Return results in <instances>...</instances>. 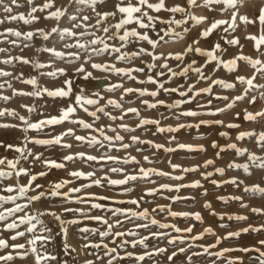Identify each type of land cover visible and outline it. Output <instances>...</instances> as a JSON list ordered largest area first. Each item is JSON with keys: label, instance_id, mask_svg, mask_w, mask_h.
Instances as JSON below:
<instances>
[{"label": "rangeland", "instance_id": "rangeland-1", "mask_svg": "<svg viewBox=\"0 0 264 264\" xmlns=\"http://www.w3.org/2000/svg\"><path fill=\"white\" fill-rule=\"evenodd\" d=\"M47 0H33L29 4L28 0H17L14 6L11 0H3V5H0V72L8 73V75H0V97H9L5 101L0 98V112H4L0 116V158L7 157L15 159L18 153L9 149L8 145L22 146L24 137H33L39 139H51L59 136L62 133L71 129L75 135L90 138L96 136L102 139L99 132L91 129H84L79 124L64 121L63 123L46 127L43 131L37 132L29 130L23 131L20 116L25 117L30 122L35 123L51 117H58L61 109L67 108L69 105H74L75 97L82 94L89 99L97 100L95 105H86L87 111L77 107V111L70 118L71 120H83L86 123L92 124L94 128H103L108 136L114 137L120 135L123 137L122 142H116L111 148L108 147V142H104L105 147L89 146L87 142L76 141L74 136H64L63 143L71 145L70 148H64L60 145H36L28 143L27 148L31 154L26 159H21L18 167H23L30 170L31 175H36L45 172L46 175L38 176L33 181V188L36 185H41L39 189L30 191L28 196L36 195L37 192L48 191L54 183L68 181L65 187L60 191L68 193L72 188H81L84 185L91 187H83L79 193H73L71 201H63L60 198H42L35 201L26 211L44 212L54 211L61 216L64 221L73 219L81 220L82 223L64 224L67 229L66 235L63 233L60 223L51 215H43L40 219L50 229H52V242L47 245L46 249H38L43 252L55 255L57 260L47 262V264H108L109 260L113 264H260V252H264V246L260 245V241L264 240V230L242 232V229L254 227L261 228L264 226V215H258L252 211L253 208L264 209V195L253 192H245V187L259 185L264 187V169H260L251 165L248 161V153H254L257 157H264V149H261L256 143V137L237 140V136L241 132H264V117H260L255 121H246L244 119L246 112L257 113L264 111V75L256 73L255 69L251 68L244 61L238 60L237 67L234 71L228 72L222 65H218L216 61L208 62L205 55H200L195 51L186 52L189 45L193 49L199 48L204 52L212 51L215 44L221 45V50L215 51V55L223 60L229 61L238 55H244L252 59H260L264 61V45H261L260 51L254 47V41L248 39L250 36L261 35V25L258 17L261 8H264V0H243L242 6L227 11L221 14L215 10L201 8H193L191 11L197 16H206L202 24L196 25L189 21L187 24L180 27L173 26L177 33L183 34V39H169L168 43L163 41L158 44L155 50L147 41H136L134 38L126 45H121L118 39L112 38L116 34L114 25L121 19V14L118 8L123 3L132 2L135 0H99L96 4V10L84 4L76 3L75 0H53L55 7L40 11L39 9ZM149 3H157L158 0H148ZM166 6L182 5L187 7L186 0H165ZM200 2V0H198ZM4 6L12 7L11 13L4 11ZM217 6H214V8ZM37 10L32 13V9ZM57 8L65 10L66 15L60 21L46 18L50 12ZM238 13L236 18V29L231 34L225 33L223 29L228 25H222L214 30L207 37H201V32L209 27V24L214 20L225 19L231 22L232 12ZM96 12L109 14L107 20H102L97 26ZM115 13V15H111ZM35 17L31 23L25 24L20 20H9L8 17L16 15H24L29 18V15ZM149 15L153 17H162L167 20L172 17V13L161 11L159 13L149 10ZM71 16H76V20H71ZM247 17L255 23L245 24L240 20V17ZM83 17H90L85 21ZM176 19H180L179 14L175 15ZM75 25H80L76 27ZM108 27L109 32L104 33L102 28ZM168 25L155 21V29H140L135 24L126 26V29H134L142 34H147L150 39H157V32L162 28H167ZM53 28L69 29L74 36H64L59 33H52L48 40H44L39 30L46 33H51ZM187 29V31H185ZM11 30V31H10ZM20 31L21 33H34L31 40H24L23 36L16 37L11 32ZM123 30H121L122 34ZM83 33V34H82ZM160 35H163L161 32ZM222 36H227L228 40L234 37L238 38L239 43L236 46H230L225 43ZM93 39H103L109 46L115 45L121 47V53H131L139 51L140 48H145L156 53L164 55L172 54L165 61L163 58L153 60L150 56L141 55L131 61H120L116 57L121 53L109 51L96 55L92 54L93 48H101L103 44L91 45ZM199 41L198 43H193ZM83 44L86 48H79L76 45ZM27 45V47L25 46ZM66 45H72L66 47ZM242 45V48H241ZM55 49L64 53V58L55 57L52 53L42 51V49ZM185 53L183 60L174 59L175 54ZM69 54H78L79 59ZM18 58H24L30 63H23ZM11 63H6V61ZM44 64V67L36 68V63ZM167 62L169 68L176 72L177 75L172 77L169 74V69L162 68L160 65ZM194 62V63H193ZM109 64L115 68L133 70L144 69L143 72L132 71L131 79L123 74L114 72L100 71L92 68V64ZM154 63L156 66L151 70L147 65ZM83 66L84 72L78 73L76 69ZM184 67H190L187 75L179 74ZM203 74L209 79H200V76L192 68H201ZM63 69L64 74H60L58 70ZM57 71L56 77L47 75L49 72ZM163 72L160 76L158 73ZM86 73H91V77L84 79ZM255 74L253 83L257 87L252 88L244 99L234 101L238 95H244L246 85H242L236 81L237 76L251 78ZM151 76L159 83H163L164 88H158L157 84L148 82V77ZM35 78L38 88H47L49 90L65 87L64 81H72V92L66 98L51 97L47 94H41L38 97L25 95H14L16 92H32L34 89L31 85L23 83L22 80ZM223 80L227 83H234L233 89H225L220 85H213V81ZM195 85L192 92L188 93V97H181L176 92H166L165 89H179L187 91L189 86ZM212 85V95L201 93L196 96L195 92ZM146 89L148 92L156 91L158 95L152 97L150 95L139 96L138 92L125 94V89ZM111 89V90H109ZM216 96L227 97V99H216ZM123 97V98H121ZM191 97V102L188 103V98ZM255 97V103L249 101ZM109 100L116 101L121 105V108H115L108 104ZM181 101L179 108H172L158 104L155 108H148L147 104L163 101L165 105H172L175 101ZM209 101L211 103L209 104ZM233 103V107L225 111L219 112L216 115H208L205 113L216 112L217 109H224L226 105ZM24 105L31 106L35 110L31 113L26 111ZM98 108H103L104 112L97 111ZM136 108L139 111V117L133 113H128L121 120L119 117L124 110ZM185 111H196L200 113L195 117L179 115ZM14 112L16 115H10ZM90 112H96V118L89 115ZM109 115H105L104 113ZM239 114V116H237ZM111 117H117L113 120ZM142 119H150L159 121V126L167 129L172 127L178 129L173 132L157 131L156 124L145 125L138 127ZM204 121L206 123L201 124ZM222 121L223 123H217ZM121 124L128 125L133 131H124L119 126ZM229 124H236L239 127L229 128ZM180 125H185L180 127ZM193 125V127H188ZM199 125V127H195ZM109 128H115L116 132H112ZM225 133L226 135H221ZM139 137L141 141H150L153 145L159 144L163 147L157 150L148 143H133L132 137ZM217 145L213 147V143ZM129 144L130 147L123 149L120 144ZM190 145L195 149L203 148V151H187L179 149L178 145ZM231 144H236L239 148H246L248 152L244 156H237L234 150L228 149ZM165 148L175 149L174 151L166 152ZM221 148L226 149L220 151ZM140 149V151H138ZM84 153L96 157L112 156L116 157L117 161H87L76 158L72 161H64V157ZM219 153V157H217ZM39 154L40 159L35 160L34 157ZM135 157L139 163L124 164L125 159ZM144 157H148L145 161ZM43 160H52L59 163H64L63 168H47L42 164ZM212 160L213 164L204 167L206 161ZM249 164L251 175H245L243 169H232L229 165L232 163ZM172 165H179L180 168L173 170ZM122 169L121 172H111V168ZM153 169L168 173V176L150 175V180L138 179L134 182H129L126 185H108L107 180L101 179L107 176L109 179L120 180L124 178V174H136L139 168ZM183 168H196V171L184 172ZM102 169V170H101ZM223 169V175L216 171ZM80 171L93 173L91 178H77L70 175L71 172ZM212 173L207 179L204 178L205 173ZM174 176H182L183 179H172ZM236 178L242 180L243 183L239 186L230 183ZM101 179L103 186H96L92 181ZM28 176H21L19 179H8L0 181L3 184H27ZM199 182L200 187H189L194 182ZM212 181H216L214 184ZM162 185H169L173 188L180 186V190L167 191L162 190ZM149 189L156 190L154 195H148ZM127 190V191H126ZM0 195L7 196L9 193L0 192ZM95 195L96 197H109L108 200H91L89 203H99L104 205L102 209H90L89 203H76V197H88ZM239 197L240 199H236ZM178 198V199H173ZM136 199L139 201L137 205L128 203ZM123 201L124 203H120ZM18 203H24L21 199ZM205 205H209L206 207ZM246 205V207L244 206ZM7 204L4 207H12ZM164 207V211H159V207ZM108 208L129 209L131 211L141 212L147 209L149 212V220L145 221L139 218L128 219L123 216H113ZM70 209L71 211H64ZM153 209H157L153 211ZM78 210L88 212L91 217L100 216L108 220L109 224H114L116 220L123 221L122 226L113 227L112 233L115 232H135V236L125 235L123 237H115L109 235L101 237V233L107 231V225L94 221L90 218H85L79 215ZM3 211V208H0ZM198 213L201 217L200 221L195 220L194 215L187 217L178 215L173 217L170 213ZM19 213L17 215H23ZM245 216V220H237L235 217ZM223 217V219H221ZM229 217H233L229 219ZM151 219H155L157 225L150 223ZM147 223V228H137L139 224ZM168 224L181 229L177 233L173 227L160 229L158 224ZM3 225H0L2 228ZM27 225H21L18 230L24 231ZM90 228L94 231L83 233L81 228ZM192 228L191 233L184 230ZM206 229H211V234L206 233ZM39 230V225L37 226ZM152 233H164L161 238L151 237ZM229 233H240L239 236L229 237ZM11 233L4 232L3 238H7ZM48 235V233H45ZM202 236L201 239H193V237ZM144 237H150L145 240V245L137 244L135 248L131 246L132 241H138ZM176 238V242L169 244V239ZM29 235L26 234L23 238L17 241H9V243H26ZM115 240V243L112 241ZM183 240V242H181ZM219 240V243L217 242ZM123 241L129 243L120 247ZM65 242L68 245V251L64 250ZM86 244H100V248L84 247ZM103 245H107L108 249L115 248L116 252L111 256L106 254ZM211 246V247H208ZM205 247L208 251L205 252ZM165 249L164 252L145 255L146 252L155 253L156 249ZM184 251L181 252L180 249ZM243 249H252L243 251ZM9 250H0V255L6 254ZM131 253L129 257L127 254ZM175 253V255H173ZM199 253V255H194ZM222 253V255H217ZM145 255L143 261H137L136 256ZM172 257L171 260L168 257ZM189 258H191L189 260ZM8 264H35L34 256L29 253L25 259L16 258Z\"/></svg>", "mask_w": 264, "mask_h": 264}, {"label": "snow or ice", "instance_id": "snow-or-ice-1", "mask_svg": "<svg viewBox=\"0 0 264 264\" xmlns=\"http://www.w3.org/2000/svg\"><path fill=\"white\" fill-rule=\"evenodd\" d=\"M11 2L14 6H17V7L19 6L17 4V0H11ZM28 2H29V4H31V3H33V0H28ZM75 2L82 4V5L86 4L89 7H91L93 9V11H95L96 10L95 6L99 2V0H75ZM0 5H3V0H0ZM186 5H187V7L179 5V4L168 7V6H166L165 0H158V2L155 4L149 3L148 0H135V3L128 2L126 4L122 2L121 6L118 8V12L121 14V19L119 20V22H117L114 25V28L116 29V34L112 38L118 39L122 46L131 42L133 38L136 41H147V43L151 46V49L155 50L161 41H163L164 43L169 42L168 40H165V37H168L170 40L174 39V38L183 39V34L177 33L173 26L180 27L181 25L187 24L189 21H191L193 24L199 25V24H202L205 20H207L206 16H197L191 11V9L203 7L205 9L215 10V11H218L221 14H223L227 11H230L232 9L237 8V6H242L243 0H200V2H198V0H186ZM214 6H217V7L214 8ZM53 7H55L53 0H47V2L39 10L44 11L45 9H49V8H53ZM36 10H37L36 8H33L32 13H34ZM149 10L156 12V13H159L161 11H165V12L172 13L173 15L169 19L165 20L162 17H153V16L149 15ZM4 11L6 13H11L12 7L4 6ZM176 14H179L181 16V18L176 19L175 18ZM65 15H66L65 10L57 8L55 11L50 12L48 17H46V18L55 19L57 21H60L61 18L64 17ZM108 15L109 14L96 12L97 26L101 23L102 20H107ZM111 15H115V13H112ZM237 15H238V13L236 11L232 12L231 22H229L228 20H225V19H219V20L214 19L209 24V27L207 29H205L203 32H201V34H200L201 37H207L214 30H216L220 26L226 25V24L228 25V27H225L223 29V31L225 33L231 34L236 29V23L235 22H236ZM8 19L13 20V21L14 20H20V21H23V23L28 24V23H31L32 20L35 19V17L32 16L31 14L29 15V18H25L24 15H16V16L10 15L8 17ZM70 19L74 21L77 19V17L71 16ZM82 19L87 21L90 19V17H83ZM157 20L162 24L168 25V27L160 29L159 32H157V39H155V40L150 39L147 34H142V33L138 32L134 29H126L127 25L135 24L140 29H145V30L152 29L153 31H156L155 21H157ZM240 20L242 22H244L245 24L255 23V21L249 20L246 16L240 17ZM258 21H259V24L261 25V35L259 37L250 36L247 38L253 40L254 41V47L256 48L257 51H260L261 45H264V8H261V10H260V15L258 17ZM2 22L3 21H0V23H2ZM75 26L79 27L80 25H75ZM100 30H102L104 33L109 32L108 27H104ZM121 30H123L122 34H121ZM39 31H40L41 37L44 40H48L49 36L52 33H59L62 38L64 36H74L75 35V33L70 31L69 29L53 28L51 30V33H46L43 30H39ZM185 31H187V29H185ZM161 32L163 33V35H160ZM11 34L18 37V38L23 36L24 40H31L33 38V35H34V33H32V32L21 33L20 31H14V32H11ZM221 39H224L225 43L229 44L230 46H236L239 43V40L236 37H234L232 40H228L227 36H222ZM198 42L199 41H194L193 43H198ZM90 43H91V45H96L98 43L103 44V47L93 48L92 53H90L89 58H91L92 54L100 55V54H103V53L109 51V49H111L112 52L121 53V47H117L115 45L109 46L107 43L104 42L103 39H93ZM25 46L27 47V45H25ZM71 46L72 45H66V47H71ZM76 46L79 48H86L87 47L86 45H83V44H77ZM241 48H242V45H241ZM217 50H221V45L218 43L214 45V49L212 51L204 52L199 48L193 49L191 45H189L185 51L186 52L195 51L200 55H205L208 58V62L216 61L218 65H222L228 72L234 71L237 67V61L242 60L247 65H249L251 68L255 69L256 73H260V74L264 75V61H261L260 59H252V58L244 56V55H238L229 61H223L215 55V51H217ZM42 51L50 52L55 57L60 58V59H63L64 55H65L64 53L56 51L55 49L45 48V49H42ZM69 55H73V56H75L76 59H79L78 54H69ZM141 55L150 56L154 61L162 59V58L165 61H167V59H169L172 56V54H168V55H164L163 53L158 54L155 51H151V50H148L145 48H140L139 51H136V52L121 53L119 56L116 57V59L120 60V61H131L132 59H136V58L140 57ZM184 55H185V53L175 54L174 59L181 61V60H183ZM261 55H264V53H261ZM18 59H20L21 62H23L25 64L30 63V61H28L27 59H24V58H18ZM6 63H11V61L10 60L6 61ZM44 66H45L44 64H41L39 62H37L35 65L36 68H41ZM155 66L156 65L154 63L147 65L149 70H151ZM160 66L162 68L169 69V74L172 77H175L177 75L176 72L172 71L169 68V65L167 62L163 63ZM92 68L100 70V71H107V72H114V73H118V74H123L125 76H128L131 79H135V77H132V75H131L132 71H140V72L144 71V69H142V68L126 71L125 69L115 68L113 65L95 64V63L92 64ZM189 70H190V67H184L181 69V72L179 74L187 75ZM191 70L198 73L200 76V79H203V80L209 79V77H207L203 74L202 67L201 68H192ZM58 71L60 74H64L63 69H60ZM76 71L78 73H83L84 72L83 66L76 69ZM0 75H8V73L0 72ZM47 75H49L51 77H56L57 71L49 72V73H47ZM158 75L163 76L164 73L161 72V73H158ZM90 77H91V73H86L84 75V79H88ZM254 80H255V74L251 78H245L243 76H237L236 77V81L238 83H240L242 85H246L247 87L245 88L244 95L236 96L234 98L233 103L235 101H239V100L244 99V97L248 94V92L252 88L257 87V85H255L253 83ZM22 82L31 85L34 90L32 92H16V91H14V93H13L14 95H25V96H31V97H38L43 93V94H47L48 96H51L54 98L55 97L66 98L72 92V81L70 79L64 81L65 87H61V88L54 89V90H49L47 88H43V89L38 88L37 81L35 78H29L26 80H22ZM148 82L157 84L158 88H160V89L164 88L163 83H159L157 80L153 79V77H151V76L148 77ZM212 83H213V85H220L221 87H223L225 89H233L235 87L234 83H227L223 80H215ZM194 88H195V85L193 84V85L189 86L187 91H180L178 88L177 89H165V91L166 92H176L181 97H188V93L192 92ZM109 90H111V89H109ZM133 92H138L139 96L150 95L152 97H156L158 95V92H156V91L148 92L146 89H141V90L132 89V88L125 89V94H130ZM201 93H204L207 95H212V85H210L208 88H204V89L196 91L195 95L199 96V95H201ZM0 98H2L5 101L10 99L9 97H0ZM121 98H123V97H121ZM215 98L216 99H225V100L227 99V97H220V96H216ZM262 98H264V95H262ZM191 99L192 98L189 97L187 102L190 103ZM249 102L255 103V97H253ZM96 103H97V100L89 99V98L84 97L82 94H78L75 97V101H74L75 106L69 105L67 108L61 109V113L58 117L47 118V119L40 120V121L35 122V123L30 122L28 119H26L23 116L19 117V120L22 122L23 131H25V132H27L29 130H34V131L40 132V131H43L46 127H49L51 125H56V124L63 123L64 121H69L70 123L79 124L84 129H91L95 132H99L102 139H99L96 136H91L90 138L78 136V135H75V133L71 129H69L67 132L62 133L59 136H55L51 139H39V138H33V137L25 136L24 141L22 142V146H13V145L7 146L9 149H12L16 153H18V157L15 159H8L7 157L0 158V181L13 179V178L19 179V177H21L22 175L28 176L29 180H28L27 184H3V185H0V192L9 193V195H7V196L0 195V208H3V211H0V225H3V227L0 228V250H9V249L12 250V251H7L6 254L0 255V264H8V262L13 261L16 258L25 259L29 253H31L34 256L35 264H47V262L57 260V257L55 255L48 253L46 250L41 252L37 247V244L39 243L40 249H46L47 245L50 244L52 242V239H53L52 229H50L46 224H44V222L40 219L41 216L51 215L55 220H57L60 223L62 231L65 235L67 233V229L63 227L64 224H66V223H71V224L82 223V221L78 220V219H73L71 221H64L61 219V216L54 211L34 212V211H26V210L30 209V206L32 205L33 202L41 200L42 198L52 197V198H60L63 201H71L73 193H79L82 191L83 187H91V185H84L81 188H72L69 190L68 193H64V192L60 191L68 183V181H64L61 183H54L51 186L50 190H48V191H41V192H37L36 195L28 196L27 195L28 192L34 191L35 189H39L42 187L41 185H36L35 189H34L33 188V181H35L38 178V176L46 175V173L41 172V173H38L36 175H31L29 169H26L23 167H18V165L20 164L21 159H26L27 156L31 154L30 149L27 148L28 143H33V144L41 145V146L55 144V145H60L64 148H70L71 145L63 143L64 136H74L76 141L87 142L89 146L99 145L100 147H105L104 142L106 141V142H108V147L111 148L112 146L115 145L116 142H122L123 137L118 135V134L115 135L114 137L108 136L105 134L103 128L96 129L93 127L92 124L86 123L83 120H71L70 119L75 114V112L77 111L76 106H78L79 108H82L84 111H87V108L85 107L86 105H95ZM143 103L147 104L148 108H155V107H157L158 104L164 105L165 107H168L169 110H171L172 108H179L181 105V101H179V100L175 101L172 105H165L163 101H158L157 103H148L147 101H144ZM210 103H211V101H209V104ZM233 103L227 104L226 108H224V109H217L216 112H208L205 114L216 115L219 112H222V111H225L227 109L232 108ZM108 104L112 105L115 108H121V105L119 103H117L116 101H113V100H109ZM23 107L29 113H31L35 110L31 106L24 105ZM97 111L104 112V109L98 108ZM128 113H133L137 117H139L138 109L129 108V109L124 110V112L119 117V119L122 120L124 118V116L127 115ZM9 114L10 115H16L14 112H11ZM104 114L109 115L106 112ZM199 114L200 113H198L196 111H185V112L180 113L179 115L195 117ZM3 115H4V112H0V116H3ZM89 115L96 118V112H90ZM237 116H239V114H237ZM260 117H264V111H260L257 113L246 112L244 119L246 121H255ZM111 119L115 120V119H117V117H111ZM200 123L203 124L206 122L201 121ZM217 123L222 124L223 122L218 121ZM149 124H156L157 125V131L160 133H163L165 131L173 132V131L178 130V129H175L172 127H168L167 129H165V128L159 126V121L150 120V119H142L140 121V124L138 125V127H144L145 125H149ZM184 126L185 125H180V127H184ZM119 127L122 128L124 131H133L134 130L131 127H129L128 125H124V124H121ZM188 127H193V125H188ZM195 127H199V125H195ZM228 127L234 128V127H239V125L229 124ZM109 130L112 132H116L115 128H109ZM221 135H226V134L221 133ZM252 137H256V143L259 145V147L261 149H264V132H260V133L248 132V131L241 132L237 136V140H244L245 138H252ZM131 139H132L133 143H148L150 146L155 147L157 150H159L160 148L163 147L162 145H159V144L153 145L150 141H141L139 139V137H136V136H133ZM212 146L216 147L217 145L214 142ZM120 147L123 149H127L130 147V145L121 143ZM178 147H179V149H183V150H187V151H196V150L203 151L202 147L199 149H195L190 145H184V144H180V145H178ZM228 149L234 150L237 156H244L245 153L248 152V150L246 148H239V147H237L236 144L229 145ZM164 150L166 152H170V151H174L175 149L165 148ZM225 150L226 149H224V148L220 149V151H225ZM138 151H140V149H138ZM217 157H219V153H217ZM76 158L84 159L87 161H96V162H101V161L116 162L117 161V158L112 157V156L102 155L100 157H96V156H92V155H86L84 153H77L75 155H68V156H65L63 159H64V161H72ZM34 159L39 160L40 159L39 154H37L34 157ZM144 159H145V161H148V157H144ZM248 161L251 162L252 166L260 168V169H264V157H257L254 153H248ZM130 162L131 163H139V161H137L135 159V157H131L130 159H125L123 161L124 164H128ZM42 164L47 168H57V169L63 168L65 166L64 163H59V162L52 161V160H43ZM212 164H213V161L208 160L205 162L204 167H208L209 165H212ZM229 167L232 169H243V172L245 173V175H251L248 163L238 164V163L232 162L229 165ZM172 168H173V170H176V169H179L180 166L179 165H172ZM196 170H197L196 168H183L182 169V171H184V172H191V171H196ZM110 171L114 172V173L115 172H121L123 174L122 169H117L115 167L111 168ZM216 171L219 172L221 175H223V171H224L223 169H216ZM70 175L73 177H77V178H91L94 174L93 173L85 174L84 172L74 171V172H71ZM150 175L168 176L169 174L165 173L163 171H158V170H153V169H145V168L141 167L138 169V172L136 174H124V178L120 179V180L109 179L107 176L102 177L101 179L107 180V183L110 186L111 185H126L129 182H134V181H137L138 179L150 180ZM211 175H212V173H210V172L205 173L204 178L207 179ZM101 179H96V180L92 181V183L95 184L96 186H103L101 184ZM172 179H183V177L182 176H174V177H172ZM212 183L216 184L217 182L212 181ZM230 183L239 186V184L243 183V181L237 180L236 178H233L230 181ZM185 186L200 187L201 185L197 181L191 185H185ZM161 189L167 190V191H177L178 192L180 190V186L173 188L172 186H169V185H162ZM155 191L156 190L149 189L147 191V194L148 195H154ZM244 191L245 192L259 193L260 195H264V187H260L259 185L252 186V187L246 186ZM21 199L25 200V202L24 203H18L17 201L21 200ZM96 199L108 200L110 198L109 197H96L95 195H91L88 197H79L78 196L75 198V202L76 203H89V201L96 200ZM173 199H178V198H173ZM236 199H240V198L236 197ZM120 203H124V202L120 201ZM128 203L137 205V207H139V201L136 199L128 201ZM7 204H11L13 206L5 208L4 205H7ZM205 206L208 207L209 205H205ZM244 206L246 207V205H244ZM89 207H90V209H102V208H104V205H101L99 203H89ZM106 210L110 211L113 216H123V217H126L128 219L139 218V219H142L145 221L149 220V212L147 209H144L141 212L131 211L129 209H117V208H108ZM156 210L157 209H153V211H156ZM164 210H165L164 207H162V206L159 207V211H164ZM64 211H71V210L70 209H64ZM78 211H79V215L82 217L90 218L94 221H97V222H100V223L107 225V231L102 232L100 234L101 237L114 235L115 237L119 238V237H123L125 235H129V236H135L136 235V233L132 232V231H128V232L118 231V232L112 233L111 229L113 227L122 226L123 221H121V220H116L114 224H109L108 220H106L100 216L91 217L88 212H85L83 210H78ZM252 211L254 213H257L258 215H264V209L253 208ZM19 213H24V214L23 215H17ZM170 214L173 217H176L178 215L185 216V217H187L189 215H194L195 220H197V221L201 220V217L198 213L188 214V213L171 212ZM232 218L233 217H229V219H232ZM221 219H223V217H221ZM235 219L245 220V219H247V217L237 216V217H235ZM150 223L152 225H157L158 222L155 219H151ZM21 225H27V227L24 231L18 230ZM38 225H39V230H37ZM148 226L149 225L147 223H143V224L137 225L136 227L137 228H147ZM158 227L160 229H166L169 227H173L174 231H176L177 233L182 231L181 229L176 228L175 226L163 224V223L158 224ZM262 230H264V226H262L261 228H254V227L250 226L249 228L242 229L241 231L247 233L248 231H257L258 232V231H262ZM80 231L83 233H88V232H92L94 230L87 228V227H84V228H81ZM184 231L191 233L192 228H188ZM205 231H206V233L211 234V229H206ZM4 232L11 233V235L8 236L7 238H3ZM45 233H48V235H45ZM26 234L29 235V239L26 241V243H9V241L14 242L20 238H23ZM239 234L240 233H229V237L239 236ZM150 235H151V237H154V238H161L165 234L164 233H152ZM149 238L150 237H144L143 239H140L138 241H132L131 246L133 248H135L137 246V244L145 245V240H147ZM201 238H202V236L193 237L194 240L195 239H201ZM112 242L115 243V240H113ZM175 242H176V238L169 239V241H168L169 244H173ZM181 242H183V240H181ZM217 242L219 243V240ZM128 243H129V241H123L122 244L120 245V247H123V246L127 245ZM259 243L261 246H264V240H261ZM84 247H86V248L87 247L100 248L101 245L100 244H94V245L86 244ZM145 247H146V245H145ZM208 247H211V246H208ZM208 247H205V249H204L205 252L208 251ZM103 248L105 249L106 254L109 256H111L113 253L116 252L115 248L108 249L107 245H103ZM64 250L66 252L68 251V245L66 242L64 244ZM249 250H252V249H243V251H249ZM164 251H165V249L158 248V249H156L155 253L146 252L145 255L151 256L153 254H159V253H162ZM180 251L183 252L184 249L181 248ZM127 255L130 257L132 254L129 253ZM145 255L136 256L135 259L137 261H143L145 259ZM173 255H175V253ZM194 255H199V253H196ZM217 255H222V253H217ZM260 257H262V259L260 260V264H264V252H260ZM168 259L171 260L172 257L170 256V257H168ZM190 259L191 258H189V260ZM89 264H91V262H89ZM108 264H113V261L109 260ZM229 264H233V262L229 261Z\"/></svg>", "mask_w": 264, "mask_h": 264}]
</instances>
